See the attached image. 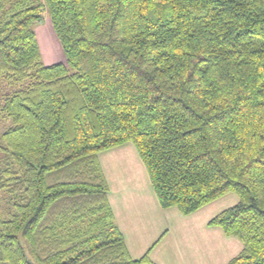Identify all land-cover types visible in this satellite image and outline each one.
I'll list each match as a JSON object with an SVG mask.
<instances>
[{
	"label": "trees",
	"instance_id": "trees-1",
	"mask_svg": "<svg viewBox=\"0 0 264 264\" xmlns=\"http://www.w3.org/2000/svg\"><path fill=\"white\" fill-rule=\"evenodd\" d=\"M47 13L67 64L43 65ZM0 264L133 259L98 154L131 143L162 209L240 242L227 264H264V0H0Z\"/></svg>",
	"mask_w": 264,
	"mask_h": 264
},
{
	"label": "crops",
	"instance_id": "crops-1",
	"mask_svg": "<svg viewBox=\"0 0 264 264\" xmlns=\"http://www.w3.org/2000/svg\"><path fill=\"white\" fill-rule=\"evenodd\" d=\"M99 161L108 182L115 222L133 259L150 250L149 257L155 264H227L240 253L238 240L225 236L218 227L208 226L210 219L237 203L234 196L226 195L185 216L176 208H160L152 187L141 195L133 184L115 183L111 176L110 180L107 166ZM130 185L133 191L127 194L125 186ZM221 200L230 202L221 207Z\"/></svg>",
	"mask_w": 264,
	"mask_h": 264
},
{
	"label": "rangeland",
	"instance_id": "rangeland-1",
	"mask_svg": "<svg viewBox=\"0 0 264 264\" xmlns=\"http://www.w3.org/2000/svg\"><path fill=\"white\" fill-rule=\"evenodd\" d=\"M14 1L15 0H8L9 3ZM33 28L40 50L41 63L46 66L59 63L66 65V56L58 38L55 35L47 13L43 14L41 21L34 23ZM19 87L21 86L13 84L10 81H7L5 77L0 76V171L6 164L5 153L1 149L3 146L2 134L11 126V120L4 117L1 112V105L3 104V98ZM98 157L99 160L103 162V165L107 166L105 169L108 171V178L110 180L111 176L115 183L121 182L124 184H133L136 191L141 195L145 194L146 191H148V188L151 189L146 170L131 143H126L113 148L110 151L99 153ZM125 187L128 190L127 194L133 191L131 188L132 185H130V187ZM229 196H234L237 201V196L235 194L230 193ZM228 198L231 200V197ZM220 202V206L225 207V205L229 204L230 201L227 200L222 203L221 200ZM10 209L11 201L9 195H7V193L3 190H0V214L6 217Z\"/></svg>",
	"mask_w": 264,
	"mask_h": 264
}]
</instances>
